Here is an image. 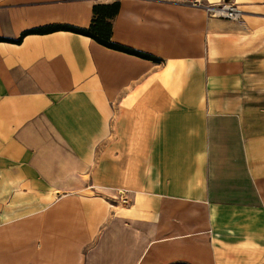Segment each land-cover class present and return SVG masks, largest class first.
<instances>
[{"label":"crops","instance_id":"0c3cea01","mask_svg":"<svg viewBox=\"0 0 264 264\" xmlns=\"http://www.w3.org/2000/svg\"><path fill=\"white\" fill-rule=\"evenodd\" d=\"M115 1L112 41L161 61L27 33L88 28L93 6ZM188 1L0 0V224L88 174L147 215L138 231L159 256L139 264H160L167 220L173 252L187 238L199 264H264V0H234L244 19L207 18L201 42L206 15Z\"/></svg>","mask_w":264,"mask_h":264},{"label":"rangeland","instance_id":"374dc122","mask_svg":"<svg viewBox=\"0 0 264 264\" xmlns=\"http://www.w3.org/2000/svg\"><path fill=\"white\" fill-rule=\"evenodd\" d=\"M199 1L185 4L207 11L209 4ZM205 15L202 25H197L198 41L203 37L207 18L237 23L245 17L243 14L241 20H230L208 12ZM79 176L75 177L88 187L47 189L50 194L40 198L42 202L35 209L28 210V202H23L20 214L2 221L0 264H139L156 255L146 250L148 236L138 231H148L147 215L141 214L145 216L142 224L133 219L137 216L132 204L135 198L129 188H110L108 182L94 186L88 174ZM172 227L171 220L160 224V264L202 263L206 253L189 252L187 238L181 243L184 250L173 252ZM208 253L212 256L211 251Z\"/></svg>","mask_w":264,"mask_h":264},{"label":"trees","instance_id":"16d2710c","mask_svg":"<svg viewBox=\"0 0 264 264\" xmlns=\"http://www.w3.org/2000/svg\"><path fill=\"white\" fill-rule=\"evenodd\" d=\"M121 3H97L93 6V18L90 27L80 28L71 25H50L37 28L27 33H51L58 30L72 31L93 38L98 43L118 51L126 52L154 62L161 61L160 58L146 52L138 51L131 47L112 41L113 22L119 14ZM12 41V40H10ZM20 41V40H17Z\"/></svg>","mask_w":264,"mask_h":264},{"label":"built area","instance_id":"2783aa9c","mask_svg":"<svg viewBox=\"0 0 264 264\" xmlns=\"http://www.w3.org/2000/svg\"><path fill=\"white\" fill-rule=\"evenodd\" d=\"M193 2L196 4L200 3L199 0H193ZM206 9L213 17L226 18L230 20H241L244 14V11H242L235 2L229 0L209 4L206 6Z\"/></svg>","mask_w":264,"mask_h":264},{"label":"bare ground","instance_id":"6f19581e","mask_svg":"<svg viewBox=\"0 0 264 264\" xmlns=\"http://www.w3.org/2000/svg\"><path fill=\"white\" fill-rule=\"evenodd\" d=\"M198 9H200V8H198ZM201 10H203L205 13H207V11H206L205 9H202V8H201Z\"/></svg>","mask_w":264,"mask_h":264}]
</instances>
